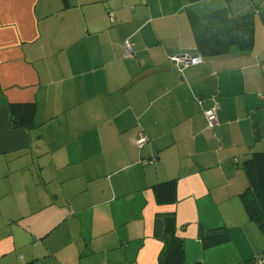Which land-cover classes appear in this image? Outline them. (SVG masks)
<instances>
[{
	"label": "crops",
	"instance_id": "1",
	"mask_svg": "<svg viewBox=\"0 0 264 264\" xmlns=\"http://www.w3.org/2000/svg\"><path fill=\"white\" fill-rule=\"evenodd\" d=\"M195 29L227 30L225 51L201 52ZM181 55L202 61L180 72ZM257 152L264 0H0V264H256Z\"/></svg>",
	"mask_w": 264,
	"mask_h": 264
},
{
	"label": "trees",
	"instance_id": "2",
	"mask_svg": "<svg viewBox=\"0 0 264 264\" xmlns=\"http://www.w3.org/2000/svg\"><path fill=\"white\" fill-rule=\"evenodd\" d=\"M191 2H198L203 0H189ZM258 12H260V6L257 9ZM255 14V13H254ZM225 16H223V21L227 22L228 25H240L241 27L246 26L247 24L251 23L253 14H245L243 16L239 17H229L228 13H224ZM195 36H196V42L197 47L199 50L205 54L213 55V54H220L225 51V45L221 44L225 40H228L230 38L221 37V32H227V30L224 29V31H217L216 36L214 35L215 39L212 43L206 44V37L208 30L205 29H195ZM248 41H253L252 39V32L249 34L248 38H246V43ZM129 42V41H126ZM125 42V43H126ZM125 43L123 46V53L124 58L129 59L132 58V56L127 57L125 55L124 49H125ZM185 56V55H181ZM181 56H172L174 57H181ZM202 61V58H201ZM174 63L175 68L177 71L182 72V68H179L178 65L172 60ZM217 107V105L215 106ZM213 107V108H215ZM11 113H12V119L13 123L17 126L28 128L30 125H32L33 115L35 113V105L30 104H14L10 106ZM218 115V114H217ZM207 127L210 130H213L214 128H211L209 126V123L207 121ZM243 169L248 177L249 180V190L252 193V198L245 199V209L247 212V215L249 219L257 224L261 229H264V152H257L252 155L250 159H248L244 165ZM229 238V232L225 228L217 229L210 231L208 233V236H205L203 238V241L205 243V246L209 247L212 246L215 243L223 242V240H227ZM211 241V242H210ZM256 259V264L257 260Z\"/></svg>",
	"mask_w": 264,
	"mask_h": 264
},
{
	"label": "built area",
	"instance_id": "3",
	"mask_svg": "<svg viewBox=\"0 0 264 264\" xmlns=\"http://www.w3.org/2000/svg\"><path fill=\"white\" fill-rule=\"evenodd\" d=\"M124 52L127 57L133 55V48L130 42L125 43ZM172 60H174V62L178 65L179 68H186L200 63L201 57L190 58L188 55H185L181 57H174ZM207 119L211 128H214L218 124L217 107L212 108L210 109V111H208ZM144 142L145 141L142 140L141 144H143ZM257 264H264V258H260L259 260H257Z\"/></svg>",
	"mask_w": 264,
	"mask_h": 264
}]
</instances>
